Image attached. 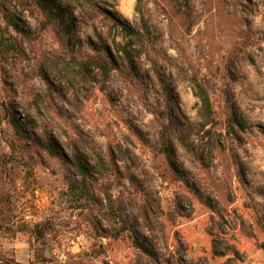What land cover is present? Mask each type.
<instances>
[{"label":"clouds","instance_id":"obj_1","mask_svg":"<svg viewBox=\"0 0 264 264\" xmlns=\"http://www.w3.org/2000/svg\"><path fill=\"white\" fill-rule=\"evenodd\" d=\"M0 264H264V0H0Z\"/></svg>","mask_w":264,"mask_h":264}]
</instances>
